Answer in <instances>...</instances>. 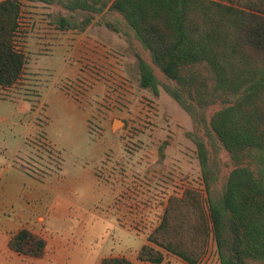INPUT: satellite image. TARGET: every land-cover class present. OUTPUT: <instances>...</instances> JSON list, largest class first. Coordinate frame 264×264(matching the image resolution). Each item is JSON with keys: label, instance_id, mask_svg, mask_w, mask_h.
I'll return each mask as SVG.
<instances>
[{"label": "rangeland", "instance_id": "obj_1", "mask_svg": "<svg viewBox=\"0 0 264 264\" xmlns=\"http://www.w3.org/2000/svg\"><path fill=\"white\" fill-rule=\"evenodd\" d=\"M21 2L18 40L28 62L15 85L0 86V223L16 210L12 195L25 200L26 191L37 184L47 189L43 195L51 213L48 231L74 233L72 243L62 247L71 254L68 264H93L107 248L106 255L129 254L137 259L135 247L144 242L137 235H149L163 211L149 219L155 200L163 204L187 186L199 188L207 198L197 148L186 135L192 119L161 84L157 94L141 85L139 56L152 61L120 13L95 14L84 25L90 13L68 9L59 0ZM105 22H112L120 32ZM47 27L53 40L42 41ZM54 27L60 30L57 36ZM80 40L94 43L89 46L96 53L82 69L77 53ZM153 67L160 81L167 82ZM93 97L98 101V118L90 114ZM25 100L31 110L25 109ZM117 120L122 123L116 124ZM211 157L220 168L216 186L221 189L232 168L230 157L225 149ZM121 174L132 180V191L141 186L148 199L143 208L147 222L140 232L131 219L126 228L120 223L121 214H107L115 206L111 191ZM67 203L73 210L58 219L57 212ZM2 231L0 224V254ZM199 262L220 264L213 233Z\"/></svg>", "mask_w": 264, "mask_h": 264}, {"label": "trees", "instance_id": "obj_2", "mask_svg": "<svg viewBox=\"0 0 264 264\" xmlns=\"http://www.w3.org/2000/svg\"><path fill=\"white\" fill-rule=\"evenodd\" d=\"M59 1L89 12L84 25L95 14L120 13L167 79L161 82L139 56L141 85L157 94L161 84L192 119L186 135L196 145L207 198L193 186L171 195L138 257L161 263L168 253L197 264L213 233L220 264H264V0ZM21 8V0L0 1L1 87L15 85L28 62L14 43ZM60 24L65 27V18ZM105 25L120 32L112 22ZM222 149L232 168L220 189L211 154ZM46 245L28 228L9 241L12 250L32 257L43 256ZM101 264L133 263L120 255Z\"/></svg>", "mask_w": 264, "mask_h": 264}, {"label": "crops", "instance_id": "obj_3", "mask_svg": "<svg viewBox=\"0 0 264 264\" xmlns=\"http://www.w3.org/2000/svg\"><path fill=\"white\" fill-rule=\"evenodd\" d=\"M56 25L57 24H55V26ZM53 30L54 32L56 31L55 34L57 36V33H59L60 30L56 27H54ZM49 31L50 29L47 27L45 29L43 36L40 38L42 41L53 40L52 39L53 34H51ZM55 40L56 41L59 40L58 37L54 39V41ZM80 41L82 43L80 42V44L78 45L77 53L79 55V58H81L82 60L81 66H80L81 67L80 69H82V67H84L83 64L86 63V60H88L89 62L95 60L96 53H95V50L90 48L89 46V45H93L94 43L90 44L88 42H83L82 40ZM44 43L45 42H42V44ZM87 43L88 45H86ZM31 61L33 62V60ZM91 71L92 73L95 72V70H91ZM94 98L96 97H93L94 102L91 103L92 108H91L90 114L92 116L95 115L97 117V115H99L98 113H96V109H97L96 106H97L98 101H97V98L96 99ZM24 107L26 110H31L32 108L30 102L27 100H25ZM110 167L112 168V166ZM118 180L119 182L116 185V189L111 191L112 199L114 197L112 203H115L116 207L114 205L112 207H109L107 214H109L110 216H114V215L117 216L118 214H121L122 217H124L123 218L124 220L120 218V221H121L120 223L123 224V227H126L127 220L131 219L132 222L135 223V226H136L135 230L140 232V229L143 227V224L146 225V222H147L146 220H144L146 219V216L144 218V214L146 210H144L143 208L148 199H145L144 190L143 188H141V186L137 188L135 192L130 189L129 185L130 183H132V180L127 175L123 176L121 174ZM44 189L46 188H43L42 186L39 187L37 184H35L34 187H31L30 189H28V191H26L25 200H22L20 195L16 193L12 195L15 197L14 201L17 203V207H16V210H14V214H12V216L4 217L3 222L0 223L1 228L3 230L2 231L3 252L0 254V263H5V264H68V261L71 260V254L63 252L62 247L65 248L66 246H69L72 243L74 233L71 230H68L66 232L64 230H56L55 232L48 231L47 224L49 223L51 213L48 208V203L46 199H44L43 194H46V191ZM168 199L166 198V201L163 204L160 203V200L158 199L155 200L156 202L154 203L156 204H153V206L151 207L149 219L152 217L151 214H153L154 212L159 213L160 209L162 208L163 211L159 216L160 218L159 223H160L161 217L167 205ZM67 201H71V200L67 199ZM72 210H73V205L70 203H67L64 208H61L59 212H57L58 219H61L62 216L67 217L68 215H70V212ZM57 217L55 220V224L58 222ZM6 227L10 231L9 234L6 233V229H7ZM22 228H28L34 233L39 234L46 240L47 245H46V250L43 256L32 257V256L22 255L12 250L9 247V241H10L12 234ZM14 229L16 230L11 232V230H14ZM131 232L133 233V231ZM133 234L137 235L136 233H133ZM137 236L144 237V240H143L144 242L142 241L143 243L141 244V246L138 248L135 247V253H136L137 259L135 258L133 259L132 257L129 256V254H121L122 256H126L129 259H131L133 264H189L183 259H181L180 257L173 255V254H168V253H165L166 255L165 259L161 263H153L150 261L141 260L138 257L139 251L144 244H148L150 242L148 241V234L146 236L143 233V235L140 234ZM118 246H122V245L119 244ZM106 250L104 251L102 255L99 256L97 261H95L93 264H101L102 259L104 257L120 256V254L106 255L105 254ZM219 263H220V260H219Z\"/></svg>", "mask_w": 264, "mask_h": 264}, {"label": "built area", "instance_id": "obj_4", "mask_svg": "<svg viewBox=\"0 0 264 264\" xmlns=\"http://www.w3.org/2000/svg\"><path fill=\"white\" fill-rule=\"evenodd\" d=\"M19 29H20V18H19V26L15 32V36H14V43H15V48L18 50V51H24V49L19 45V40H18V37H19ZM218 259H219V255H218ZM202 261H200L199 263H201Z\"/></svg>", "mask_w": 264, "mask_h": 264}, {"label": "water", "instance_id": "obj_5", "mask_svg": "<svg viewBox=\"0 0 264 264\" xmlns=\"http://www.w3.org/2000/svg\"><path fill=\"white\" fill-rule=\"evenodd\" d=\"M118 122H120V123H122V121H120V120H117Z\"/></svg>", "mask_w": 264, "mask_h": 264}, {"label": "bare ground", "instance_id": "obj_6", "mask_svg": "<svg viewBox=\"0 0 264 264\" xmlns=\"http://www.w3.org/2000/svg\"><path fill=\"white\" fill-rule=\"evenodd\" d=\"M119 123H120V122H118V121L116 122V124H119Z\"/></svg>", "mask_w": 264, "mask_h": 264}]
</instances>
